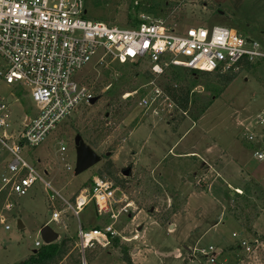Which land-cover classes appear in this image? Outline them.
<instances>
[{
	"label": "rangeland",
	"instance_id": "1",
	"mask_svg": "<svg viewBox=\"0 0 264 264\" xmlns=\"http://www.w3.org/2000/svg\"><path fill=\"white\" fill-rule=\"evenodd\" d=\"M85 1L87 19L111 27H133L135 23L129 24L130 21L138 19L141 13L161 17L164 7L171 13L170 20L177 24V31L233 28L264 47V0ZM148 69L147 62L99 65L92 60L76 74L75 80L97 101L82 103L39 147L24 145L20 155L67 200H73L82 189L91 188L106 157L110 158L118 168L119 179L125 181L116 186L126 190L135 202L130 216H120L115 224L122 238L130 240L135 232L139 236V240L131 242L120 238L133 255V264H207L203 257L191 256L190 252L209 247L225 250L218 259L223 264L224 259H230L226 249L237 239L233 234L247 238L229 216L233 199L230 187L246 188L248 180L253 179L264 188V161L257 160L255 150L244 145L245 138L257 130V117L264 108V60L254 69L242 71L224 91L215 82L200 79L199 74H194L197 82L194 85L184 68H179L182 79L191 88L192 103L190 112L176 129L170 122L178 123L181 116L173 117V109L164 104L151 109L140 105L143 98L151 97L153 86L149 83L153 78H147ZM169 79V74L155 79V86L164 91ZM0 96L10 110V133L16 134L25 118L35 115V103L25 89L3 83ZM203 107L206 109L195 120ZM77 136L102 158L98 165L79 176L74 175ZM95 141L99 142L97 149L91 145ZM60 142L65 148L63 153ZM192 151L196 155H185ZM12 161L13 156L0 142V264H17L28 259L36 250L35 242L42 241L40 231L45 226L59 235L57 242L70 237L76 244L79 222L87 230L113 223L107 216L98 217L93 205L81 213L79 221L64 211L60 222H50L51 192L42 183H37L24 197L3 190L1 176L8 172L7 166ZM126 169L130 170L129 177L122 174ZM161 179L169 190L160 187ZM246 199L258 207L261 215L254 226L264 235V195L250 186ZM185 200L184 211L180 213ZM7 204L12 208L7 209ZM175 212L178 214L174 215ZM2 217L5 224H1ZM166 217L168 222L163 221ZM140 226L142 230L138 231ZM95 250L93 247L86 252ZM86 263L127 264L114 247L103 249L93 262ZM256 264H264V258Z\"/></svg>",
	"mask_w": 264,
	"mask_h": 264
},
{
	"label": "built area",
	"instance_id": "2",
	"mask_svg": "<svg viewBox=\"0 0 264 264\" xmlns=\"http://www.w3.org/2000/svg\"><path fill=\"white\" fill-rule=\"evenodd\" d=\"M138 20L130 28L92 22L87 19L85 0H0V83L25 89L36 107L35 115L26 119L16 134L10 133V110L0 96V130L3 131L0 142L13 156L8 172L1 176L3 190L24 197L37 183H42L51 192L50 222H60L64 211L79 221L90 205L98 217L110 218L113 223L102 229L87 230L79 222L76 248L82 264H87V249L99 246L106 250L111 247L112 238L126 242L139 240L137 232L127 240L115 228L120 216H130L131 209L135 210V202L126 190L100 177L94 178L91 188H84L73 200H67L20 155L24 145L32 149L39 147L82 103L90 104L94 99L75 80L76 74L92 60L99 65L147 62L153 77L149 86L153 88L151 97L143 98L140 105L151 109L164 104L174 110L172 99L155 86V79L165 76L170 67L228 74L239 72L244 64L264 60V47L252 39L248 43V38L233 28L177 31V24L170 16L151 17L141 13ZM256 129L245 141L255 150V158L264 161V108L257 117ZM62 144L61 153L65 152ZM66 170L70 171V167ZM234 192L242 195L239 190ZM6 208L11 209L12 205L7 204ZM5 223L2 217L1 224ZM246 237L233 234L237 238L233 244L236 250L229 253L230 259H224L223 264H256L264 258V238ZM44 245L43 241L35 242L36 249ZM224 253L225 250L217 251L213 247L190 252L191 256L203 257L207 264H219L218 259Z\"/></svg>",
	"mask_w": 264,
	"mask_h": 264
},
{
	"label": "trees",
	"instance_id": "3",
	"mask_svg": "<svg viewBox=\"0 0 264 264\" xmlns=\"http://www.w3.org/2000/svg\"><path fill=\"white\" fill-rule=\"evenodd\" d=\"M160 14L161 17H168L170 16L171 13L164 10L163 7L160 11ZM132 23H135L134 25H137L139 23L137 17L135 21L134 20L130 21L129 24ZM256 65H258V63L244 64L241 67L240 71L237 73H228V74L199 73L189 69H184L185 70L184 73L190 75L189 77L191 78V81L193 82L194 85L197 84V82L195 81L194 74H199L200 79H206L207 81L215 82L220 87L221 91L222 90L224 91L232 84V82L242 71L244 70L250 71L254 69ZM179 70L180 69L177 67H170L166 71V74H169L170 79H169V83L164 88L165 93L168 94V96L172 99L175 105L172 114L173 117L176 114H180L181 116L180 117L181 120L179 121L177 120L178 123H176V120L170 122V125H172L174 129L178 127L179 123L182 122V120L185 119V116H187V113L190 112L189 111L190 105L192 103L191 88H189L185 80L182 79V75L181 72H179ZM147 75H148L147 78L150 79L153 78L151 74L147 73ZM205 109L206 107L201 108V110L199 111V113H197L194 119L197 120ZM91 145L94 149H97L99 147V142L95 141ZM106 158L107 160L104 163L102 170L98 171L97 175H99L100 178L110 180L115 184H120V183L124 184L125 181H121L118 177V169L115 167L114 163L111 161L110 158L108 157ZM248 183L249 184L247 185L246 188H244L242 195H238V194L234 195L228 213L229 216L244 230L247 236L259 237L263 239L264 235H259L258 233H256L254 229L255 221L259 218L261 213L259 212L258 207L256 205L253 204L250 205L248 203L246 196L249 193L250 186H254L258 188L260 190V193L263 195H264V189L260 187L253 179H250ZM243 200L244 203L241 204ZM185 204H186V200L181 205L180 212L184 211ZM175 214H177V212H175L174 215ZM152 216L155 217V214H152ZM163 221L168 222L169 217L164 218ZM92 229H102V228L92 227L91 230ZM111 247L120 250L121 258L125 263L133 264L129 249L127 248V246L121 244V239L119 237H115L111 239ZM226 250L228 253H235L236 249L233 245H231ZM102 251L103 249L97 246L95 252L92 251L86 252L85 253L86 262L87 261H89V263L93 262L97 258V256L101 254ZM17 264H82V259L79 250L76 248L75 239L70 237H65L60 242H56L50 245H44L41 248L36 249L28 259Z\"/></svg>",
	"mask_w": 264,
	"mask_h": 264
},
{
	"label": "water",
	"instance_id": "4",
	"mask_svg": "<svg viewBox=\"0 0 264 264\" xmlns=\"http://www.w3.org/2000/svg\"><path fill=\"white\" fill-rule=\"evenodd\" d=\"M247 42L250 43L252 40L248 38ZM96 101L97 99H93L90 103L94 104ZM245 145L247 148H251L250 144L247 143ZM75 148L77 154L76 166L74 170L75 176H79L87 172L102 161V158L98 156L95 151L84 142L81 136H77L75 138ZM122 174L124 177H129L130 170L126 169L122 172ZM152 212L153 210H151V213ZM23 228V225L21 222H19V229L22 230ZM139 231H141V229H139ZM40 235L45 245L54 244L59 240V235L49 226L43 227L40 231Z\"/></svg>",
	"mask_w": 264,
	"mask_h": 264
},
{
	"label": "crops",
	"instance_id": "5",
	"mask_svg": "<svg viewBox=\"0 0 264 264\" xmlns=\"http://www.w3.org/2000/svg\"><path fill=\"white\" fill-rule=\"evenodd\" d=\"M29 117H26L25 118V120L26 119H28ZM245 144H247L246 142L244 143V145ZM176 145H177V143H176ZM175 145V146H176ZM174 146V147H175ZM246 146V145H245ZM173 147V148H174ZM247 147V146H246ZM172 151V149L169 151V152H171ZM208 153V152H207ZM185 155H196V153H195V151H192V153H189V154H185ZM181 156H183V155H181ZM115 165V164H114ZM116 167V166H115ZM218 166H216V167H214V168H212V170H214L215 168H217ZM117 168V167H116ZM209 169L211 168L210 166L208 167ZM118 169V168H117ZM218 176V175H217ZM250 180V179H249ZM248 180V181H249ZM160 182V181H159ZM248 183V182H247ZM246 183V184H247ZM159 185H160V187L164 190V189H167V183H165V181L163 180V179H161V182L159 183ZM231 189H232V191H233V193H232V198L234 197V195H235V190H239V191H241L242 192V190L241 189H244V186L242 187V188H240V187H230ZM264 189V188H263ZM167 190H169V189H167ZM170 191H173V190H170ZM232 201V200H231ZM181 213V212H180ZM178 214V213H177ZM152 215V214H151ZM176 215V214H175ZM171 218V217H170ZM134 221V220H133ZM139 229H141L142 230V227L140 226V227H138V231H139ZM254 229H255V226H254ZM255 231H256V229H255ZM256 233H258L257 231H256ZM259 235H262V234H260V233H258ZM233 245V244H232ZM177 254V253H176ZM131 259L133 260V255H131ZM133 262V261H132Z\"/></svg>",
	"mask_w": 264,
	"mask_h": 264
}]
</instances>
